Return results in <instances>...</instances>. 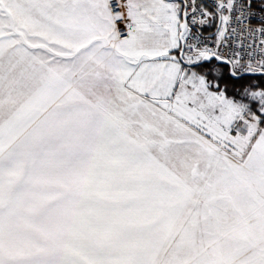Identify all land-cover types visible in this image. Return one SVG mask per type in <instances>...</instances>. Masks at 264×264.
<instances>
[{
  "label": "snow or ice",
  "instance_id": "snow-or-ice-1",
  "mask_svg": "<svg viewBox=\"0 0 264 264\" xmlns=\"http://www.w3.org/2000/svg\"><path fill=\"white\" fill-rule=\"evenodd\" d=\"M0 264H264V0H0Z\"/></svg>",
  "mask_w": 264,
  "mask_h": 264
},
{
  "label": "built area",
  "instance_id": "built-area-1",
  "mask_svg": "<svg viewBox=\"0 0 264 264\" xmlns=\"http://www.w3.org/2000/svg\"><path fill=\"white\" fill-rule=\"evenodd\" d=\"M206 2H207V0H206ZM252 23H253V25H256L257 22H256L255 20H253ZM214 31H215L214 28H210V30H209V32H214ZM207 34H208V33L206 32L205 35H207ZM255 38H256V41H257V43H258V42H259V39H260V36H259L258 33L256 34V37H255ZM247 42H248V43L251 42V38H250V37L248 38Z\"/></svg>",
  "mask_w": 264,
  "mask_h": 264
},
{
  "label": "crops",
  "instance_id": "crops-1",
  "mask_svg": "<svg viewBox=\"0 0 264 264\" xmlns=\"http://www.w3.org/2000/svg\"><path fill=\"white\" fill-rule=\"evenodd\" d=\"M209 30H210V29H209ZM209 30H208V31H209Z\"/></svg>",
  "mask_w": 264,
  "mask_h": 264
}]
</instances>
